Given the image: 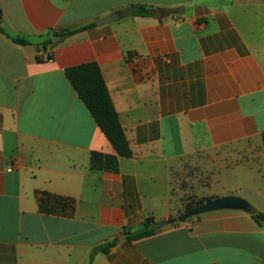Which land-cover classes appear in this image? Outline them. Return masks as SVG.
Here are the masks:
<instances>
[{
	"label": "crops",
	"instance_id": "obj_1",
	"mask_svg": "<svg viewBox=\"0 0 264 264\" xmlns=\"http://www.w3.org/2000/svg\"><path fill=\"white\" fill-rule=\"evenodd\" d=\"M0 14V264H264V0H0ZM89 62L132 152L117 172L91 168L114 151L65 77ZM186 160L187 202L235 196L263 224L225 209L130 239L181 214ZM38 192L72 212L41 213Z\"/></svg>",
	"mask_w": 264,
	"mask_h": 264
},
{
	"label": "trees",
	"instance_id": "obj_2",
	"mask_svg": "<svg viewBox=\"0 0 264 264\" xmlns=\"http://www.w3.org/2000/svg\"><path fill=\"white\" fill-rule=\"evenodd\" d=\"M157 8H152L143 5H131L127 8L125 13L131 16H143L156 13ZM1 15V14H0ZM94 25V24H93ZM78 28L75 30H67L62 32V37H67L80 32L85 29ZM0 31L4 33L0 26ZM11 41L15 44L26 45L28 41L22 37H12ZM51 43V40L48 42ZM65 77L78 95L79 99L84 103L92 116L98 128L102 131L108 142L111 144L114 154H102L93 152L91 154L90 162L91 168L96 171H118V158H130L132 152L129 148L128 142L124 135V131L118 120L117 113L110 99L104 79L100 72L98 65L95 62L84 63L81 65L71 66L65 69ZM262 142L264 148V133L262 135ZM38 208L41 213L54 215H69L74 208V201L70 198L60 197L50 194L48 192L36 193ZM211 200L210 198L204 200L188 202V205L181 213L190 211L196 206ZM259 225L263 224L262 213L250 209L249 211ZM198 216L191 217L197 218ZM187 219V220H189ZM171 220V219H170ZM184 220V221H187ZM183 221V222H184ZM154 220L151 217L145 218L142 229L136 232L124 230L130 239H139L147 237L156 232L153 229ZM115 243V240L108 242L104 246H100L94 252L106 253L110 247Z\"/></svg>",
	"mask_w": 264,
	"mask_h": 264
},
{
	"label": "water",
	"instance_id": "obj_3",
	"mask_svg": "<svg viewBox=\"0 0 264 264\" xmlns=\"http://www.w3.org/2000/svg\"><path fill=\"white\" fill-rule=\"evenodd\" d=\"M119 15H120L119 12H112L111 14L98 19L96 21V24L103 25V24L111 23L115 21L119 17ZM58 38H59L58 36H54L52 38V41L55 42V40ZM225 209L250 211V206L244 200L235 196L214 198L207 202H204L199 206L194 207L190 211L179 214L176 217V219L154 222L153 229L158 230L161 227L171 224L173 222H183L184 220H187L191 217L199 216L206 212L225 210Z\"/></svg>",
	"mask_w": 264,
	"mask_h": 264
},
{
	"label": "rangeland",
	"instance_id": "obj_4",
	"mask_svg": "<svg viewBox=\"0 0 264 264\" xmlns=\"http://www.w3.org/2000/svg\"><path fill=\"white\" fill-rule=\"evenodd\" d=\"M192 165H193L192 161L186 160L184 162V167L189 169V171L185 170L186 172L185 174H181V175L178 174L177 181L175 180L176 187H179L182 190V195L180 198L182 210L188 205L187 199L191 198L190 189L192 190V187H190V184H192L191 182L192 178L197 176L196 174L197 172L196 173L194 172Z\"/></svg>",
	"mask_w": 264,
	"mask_h": 264
},
{
	"label": "built area",
	"instance_id": "obj_5",
	"mask_svg": "<svg viewBox=\"0 0 264 264\" xmlns=\"http://www.w3.org/2000/svg\"><path fill=\"white\" fill-rule=\"evenodd\" d=\"M45 60H47V61H52V59H51V57L48 55V53L47 54H45Z\"/></svg>",
	"mask_w": 264,
	"mask_h": 264
}]
</instances>
